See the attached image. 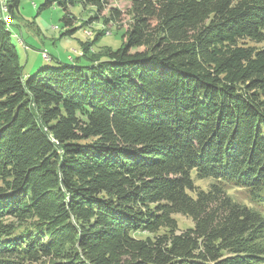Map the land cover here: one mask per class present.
I'll use <instances>...</instances> for the list:
<instances>
[{"label": "trees", "instance_id": "obj_1", "mask_svg": "<svg viewBox=\"0 0 264 264\" xmlns=\"http://www.w3.org/2000/svg\"><path fill=\"white\" fill-rule=\"evenodd\" d=\"M129 1L120 47L29 76L0 0V264H264V0ZM76 3L121 19L39 9Z\"/></svg>", "mask_w": 264, "mask_h": 264}, {"label": "rangeland", "instance_id": "obj_2", "mask_svg": "<svg viewBox=\"0 0 264 264\" xmlns=\"http://www.w3.org/2000/svg\"><path fill=\"white\" fill-rule=\"evenodd\" d=\"M42 2L22 0L10 22L12 41L25 74L33 76L44 68H58L86 57L107 54V48L120 47L129 20L126 14L129 0H109L107 8L115 7L122 12L120 21L109 25L103 21L107 10L98 13L95 8H84L78 3L71 7L75 20L66 25L64 11L58 5L40 10ZM6 20L8 22V17ZM104 28L109 31L101 34ZM67 30L71 32L67 33ZM211 182V178L197 180L204 189ZM227 192L239 202L247 201L246 193L240 188H228ZM175 218L180 230L194 226L193 220L186 215L175 214Z\"/></svg>", "mask_w": 264, "mask_h": 264}, {"label": "bare ground", "instance_id": "obj_3", "mask_svg": "<svg viewBox=\"0 0 264 264\" xmlns=\"http://www.w3.org/2000/svg\"><path fill=\"white\" fill-rule=\"evenodd\" d=\"M8 19L10 20V18H9V17H8ZM9 20H8V21H9Z\"/></svg>", "mask_w": 264, "mask_h": 264}]
</instances>
